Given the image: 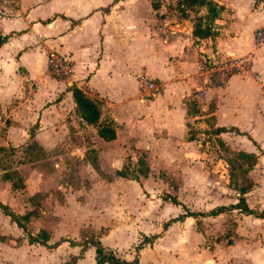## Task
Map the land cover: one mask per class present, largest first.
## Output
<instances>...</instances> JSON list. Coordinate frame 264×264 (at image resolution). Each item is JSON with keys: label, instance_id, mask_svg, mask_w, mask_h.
<instances>
[{"label": "crops", "instance_id": "0c3cea01", "mask_svg": "<svg viewBox=\"0 0 264 264\" xmlns=\"http://www.w3.org/2000/svg\"><path fill=\"white\" fill-rule=\"evenodd\" d=\"M212 1L219 10L207 23L211 35L202 38L192 29L198 17L205 25V8L181 10L174 0H159L157 10L149 0H18L15 7L0 1V147L32 141L48 150L65 138L86 144L82 134L91 132L90 148L100 172L107 168L104 159L117 161L118 170L119 161L128 155L192 159L201 152L191 148L188 128L212 127L224 129L215 132L238 143L240 152L254 155L253 170L264 168V46L252 45L253 30L264 26V0ZM52 51L71 58L72 84L46 75V56ZM246 53L252 55L246 72L218 86L204 84L206 75L198 70L203 58ZM139 74L160 84V91L148 100L138 99ZM71 87L98 103L100 117L112 122L114 139L102 140L80 118ZM20 198L0 177V203L21 215L25 207L19 209L15 202ZM177 202L164 206H187ZM125 204L128 211L137 207L128 199ZM137 209L94 237L119 260L247 264L244 246L210 241L197 228L198 218L185 216L165 224L167 217L145 216ZM74 219L49 221L52 231L45 246L28 243L0 210V264H67L72 258L71 264H107L96 263L94 247L83 244L87 239H80L81 232L60 233L66 231L61 223L93 222ZM148 235L155 237L138 247Z\"/></svg>", "mask_w": 264, "mask_h": 264}, {"label": "rangeland", "instance_id": "374dc122", "mask_svg": "<svg viewBox=\"0 0 264 264\" xmlns=\"http://www.w3.org/2000/svg\"><path fill=\"white\" fill-rule=\"evenodd\" d=\"M215 131L212 127L188 128L186 137L194 141L191 148L198 147L197 151L201 152L192 159L148 160L143 155L132 158L128 155L119 161L118 170L114 169L117 161L104 159L107 168L100 172L95 169L96 152L90 148L91 132L82 134L86 144L65 138V142L61 139L48 150L32 141L2 146L0 177L7 173L9 181L6 182L21 195L15 201L19 203L18 208L25 207L21 210L23 214L29 212L21 220L25 231L19 229L20 233L37 235L38 239L45 234L48 239L52 231L49 221L53 218L80 216L84 221L93 222L61 223L66 231L60 233L79 231L83 240L117 226L121 216L131 215L136 212L135 208L145 216L156 213L170 219L178 215L177 211L207 212L224 205L227 211L214 217L197 216V228L206 232L210 241L244 246L247 264H264V218L254 215L264 213V168L253 170L255 161L241 157L238 143L221 138ZM240 188H244L243 194ZM241 196L254 213L245 214L231 207ZM171 198L187 206L165 208L164 202L172 204ZM127 199L137 207L128 211ZM103 217L115 224L105 222ZM54 225L58 227V223ZM150 238L151 235L143 236L138 247Z\"/></svg>", "mask_w": 264, "mask_h": 264}, {"label": "trees", "instance_id": "16d2710c", "mask_svg": "<svg viewBox=\"0 0 264 264\" xmlns=\"http://www.w3.org/2000/svg\"><path fill=\"white\" fill-rule=\"evenodd\" d=\"M175 1V7L179 8L181 10H192V11H197L199 8L204 7L205 8V14H204V19L206 21L205 25L202 26L201 24V18L198 17L196 18V21L193 24V29H192V34L197 37H207L211 35L210 27L207 25V23H211L214 18H216L219 7L212 1V0H174ZM150 6L153 10H157L159 7V0H149ZM2 39H0L1 42ZM71 91V96L72 100L75 103V107L77 110V113L79 114L80 118L89 126H91L95 134L100 137L104 141H109L114 139L115 136V131L114 127L112 125V122L108 119L101 118L100 117V112L98 108V103L90 98H88L86 95H84L79 89L75 87L70 88ZM217 131H221L224 129H216ZM191 139V137H189ZM35 145H38L34 143ZM4 150V147H0V151ZM241 157H244L245 160H251L253 163L255 161L254 155L252 154H247L244 152H240ZM95 167V164H93ZM118 175L121 176L120 173H117ZM3 180H8L9 177L7 173H3L2 175ZM9 181V180H8ZM11 187L14 188L13 185ZM242 194L244 193V188L239 189ZM170 202L172 204H178L177 200L174 198L170 199ZM232 208H238L241 212L245 214H252L254 213L252 210H250L247 206L246 203L241 196L238 200L237 203H234L231 205ZM227 207L224 205L216 206L210 209L207 212H192V211H186L180 215H178L175 218L169 219L166 221L165 224L175 221V220H180L185 216H191L193 218H196L197 216H214L217 215L221 212L227 211ZM0 210L1 212L5 215L8 216V218L15 223V225L20 228L22 231L24 230L22 219H26L28 217L29 212L24 213V214H15L12 212L7 205L1 204L0 203ZM256 217H261L264 218V213L263 214H254ZM43 233V231H41ZM24 235L27 238L28 243H38L40 245H45V241L47 240V235L44 234V236L41 239H38V236L31 235L30 233H24ZM155 236H151V238L148 241H151L152 238ZM89 243L94 247V259L96 263H107V264H134L135 259L132 260L131 262H124L119 260L117 257H115L112 253L111 250L109 249H104L100 242L96 240L95 238H90L87 239L86 241L83 242V244ZM55 244V243H54ZM85 246V245H83ZM72 260V261H71ZM74 258L70 259L71 262H73ZM71 262L67 264H71Z\"/></svg>", "mask_w": 264, "mask_h": 264}, {"label": "built area", "instance_id": "2783aa9c", "mask_svg": "<svg viewBox=\"0 0 264 264\" xmlns=\"http://www.w3.org/2000/svg\"><path fill=\"white\" fill-rule=\"evenodd\" d=\"M0 1L2 4L11 7L17 6L18 3V0ZM252 45L253 48L264 46V26L256 27L253 30ZM251 58V53L224 58L206 57L198 65V70L206 75L207 81L204 82L205 85L218 86L223 84L231 75L246 72L250 67ZM45 73L54 80L68 82L69 84L74 82L73 63L68 55L53 51L47 53ZM137 79L139 100H148L160 91V84L157 81L149 79L143 74H139ZM2 123L3 121H0V124Z\"/></svg>", "mask_w": 264, "mask_h": 264}]
</instances>
